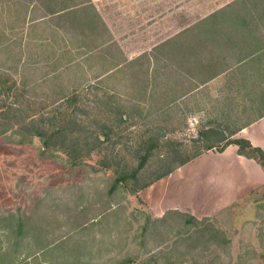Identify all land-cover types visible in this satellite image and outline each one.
Returning <instances> with one entry per match:
<instances>
[{"label":"rangeland","instance_id":"1","mask_svg":"<svg viewBox=\"0 0 264 264\" xmlns=\"http://www.w3.org/2000/svg\"><path fill=\"white\" fill-rule=\"evenodd\" d=\"M25 1L0 0V49L4 36L12 42L0 53V75L14 86L0 96V264H264V188L231 211L203 219L173 210L156 213L143 189L132 194L121 184L110 193L117 177L114 155L125 156L132 168L149 150L141 176L147 181L164 169L163 162L175 164L263 112L264 104H253L264 93L261 57L192 87L196 77L182 68L172 71L178 60L156 49L234 0H89L90 8L71 18L75 27L68 31L58 30L69 25L64 20L42 23V46L24 45V22L12 26L13 18L27 12ZM109 35L116 45L89 52ZM113 56L126 58L123 68L102 75L98 88L89 87L97 85L94 76ZM61 71L58 79L42 80ZM63 78L70 89L84 92L87 110L114 95L124 111L122 123L115 114L106 118L113 131L77 165L64 150L41 156L39 137L20 142L25 134L17 130L18 118L2 113L10 105L50 109ZM36 81L42 82L34 86ZM170 151L177 153L174 163ZM20 217H26L29 237L23 249L11 246ZM35 235L45 239L37 244Z\"/></svg>","mask_w":264,"mask_h":264},{"label":"trees","instance_id":"2","mask_svg":"<svg viewBox=\"0 0 264 264\" xmlns=\"http://www.w3.org/2000/svg\"><path fill=\"white\" fill-rule=\"evenodd\" d=\"M18 1V0H17ZM44 0H27L25 10L28 12H37L34 15L35 19H39L42 22L50 21L51 17L67 21L69 25L60 29L69 30L71 25V18L73 16L83 15V12L90 8L88 4H91L89 0H56L53 4H47ZM92 8V7H91ZM38 9L42 11L38 15ZM236 9V10H235ZM206 26H203V25ZM264 27V0H234L222 6L221 8L213 11L211 14L199 20L198 23L188 27L178 34L170 37L169 39L161 42L156 46L157 50L166 52L172 60L177 61L179 66L172 71H179L182 68L190 77L196 80L195 85L192 87H198V85L206 84L213 78L224 74L225 72L242 70L246 65L252 63L256 59L261 57V62L264 64V34L262 28ZM59 30V29H58ZM27 31V30H26ZM36 33L38 31H35ZM33 27H29L26 32L27 38L24 45H33L31 41V35L35 34ZM25 35V33H23ZM38 36V35H37ZM41 38V36H38ZM5 43L2 44L0 53L12 44L9 42L10 35L4 36ZM46 41L45 37L42 41ZM117 44L113 36L109 35L106 42L100 44V46L93 47L89 52L93 54L96 51H100L103 47ZM18 46H22L17 43ZM42 46V43H39ZM83 45H78L82 47ZM200 51V52H199ZM32 55L35 53H32ZM87 52V54L89 53ZM192 55L195 60L191 59ZM114 56L111 58H105L106 65L102 67L94 77L100 78L105 73L112 74L123 68V63H126V58L123 56L120 59L114 60ZM136 61H129L128 65H132ZM63 65H57L56 70H60ZM55 70V69H54ZM160 70V68H159ZM59 73L56 72L53 77L51 73H47L42 77L43 81H49L50 79H58ZM169 77V76H168ZM191 78V79H192ZM177 80V79H176ZM246 79L241 77L240 82L243 83ZM104 81L103 78L97 80V85H89V87L98 88ZM42 81H36L34 86L40 85ZM69 81L65 78L58 83V88H61L58 92V98L53 102L54 106L50 109H35L32 107H22L20 105H10L6 113H13L18 119L15 123L18 125V131L23 132L25 137L20 142H32L34 137H39L43 143V149L41 156H52V152L55 150H64L70 159V163L77 165L82 163L86 151H90L93 148H99L104 143L103 136L109 137L113 131V127H109V123L105 122L106 118L115 114L118 116V122L122 123L125 119L123 106L119 103L118 99L114 95H109L106 101H98L96 106H92L89 110L87 107L90 105L86 103L84 98V92L74 89L75 85H67ZM81 82V81H79ZM25 85H30V81H25ZM75 84V83H74ZM246 84V83H244ZM33 86V87H34ZM13 83H10V77L0 75V96L10 95L13 91ZM67 88V89H66ZM16 101H20L17 96ZM235 103V101H233ZM253 104H264V93L257 95L253 99ZM86 109V110H85ZM96 109V111H91ZM80 111L76 117V111ZM264 116V110L261 114L254 116L248 120L244 125L250 124L257 120L259 117ZM114 126V125H112ZM241 128L234 129L229 136L237 133ZM101 134V135H100ZM103 134V135H102ZM230 143H236L239 146V153L249 158L256 159L264 167V150L259 146H254L250 140L245 138H226L222 143H215V141L206 140L202 147L194 151L192 154L186 155L180 159H177V153L172 155L171 160H178L177 163H162L164 169L159 171L154 177L143 181L145 166L149 159V150L139 158V162L135 167L129 168L128 161L125 160V156L119 154L114 155L116 174L117 177L110 188V193H113L121 184L128 189L132 194L139 193L140 190L146 188L150 184L154 183L158 179L166 176L174 171L176 168L186 164L190 160L199 156L202 152L217 147L219 150H223ZM102 164L109 166L110 163ZM171 164V165H170ZM172 210H168L167 213ZM177 213H182L179 210H173ZM26 217L19 218L17 228H15V238L11 243V246L17 249H23L26 245L25 240L29 239L25 235L26 230ZM38 229L43 230L44 226L36 225ZM45 238L35 235L33 241L37 244ZM29 244V243H28ZM64 244V242L60 243ZM59 244V246H60ZM26 262V261H25ZM16 263V264H28V263Z\"/></svg>","mask_w":264,"mask_h":264},{"label":"crops","instance_id":"3","mask_svg":"<svg viewBox=\"0 0 264 264\" xmlns=\"http://www.w3.org/2000/svg\"><path fill=\"white\" fill-rule=\"evenodd\" d=\"M35 13L20 14L19 18L11 20L13 27L21 28L20 23H25V40L28 39L26 32L29 27H33L35 32L44 23H36ZM3 21L2 18V23ZM30 38L32 42L38 43H42L44 39L39 38L36 32ZM236 128L241 129L234 135L224 133L211 141L222 143L228 137H242L264 150V116ZM238 150L236 143H230L223 150L214 147L202 152L144 188L142 194L145 195V201L156 213L160 209L162 212L179 210L198 215L199 219L231 211L253 193L264 188V167L256 159L244 156Z\"/></svg>","mask_w":264,"mask_h":264}]
</instances>
